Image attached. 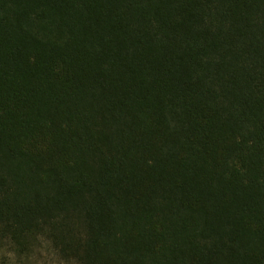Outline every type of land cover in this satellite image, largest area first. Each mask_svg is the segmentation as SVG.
I'll use <instances>...</instances> for the list:
<instances>
[{"label":"trees","instance_id":"trees-1","mask_svg":"<svg viewBox=\"0 0 264 264\" xmlns=\"http://www.w3.org/2000/svg\"><path fill=\"white\" fill-rule=\"evenodd\" d=\"M0 264H264V0H0Z\"/></svg>","mask_w":264,"mask_h":264}]
</instances>
